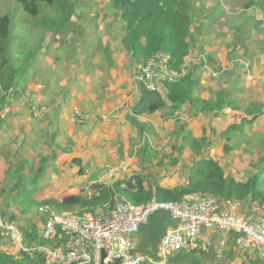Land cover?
<instances>
[{
	"label": "trees",
	"instance_id": "trees-1",
	"mask_svg": "<svg viewBox=\"0 0 264 264\" xmlns=\"http://www.w3.org/2000/svg\"><path fill=\"white\" fill-rule=\"evenodd\" d=\"M12 1L13 6L7 12L0 13V113L10 94L24 89L27 85V82H25V85L21 87L19 81L33 67V62L41 53L40 51L46 48L49 43L46 42L47 40L51 43L65 45L66 40L71 41L75 37H79L74 50L81 56L83 51L89 50V45L84 46L85 31L86 27L93 21L92 19H85L84 15H78L75 0ZM208 1L109 0V5L114 10L112 13L114 16L105 14V19L113 17L122 21L120 41L133 63L162 51L172 56L174 65H180L190 55L193 44L198 42V36L201 33L204 35L206 29L212 30L211 28L217 26V21L220 19H241L238 23L230 22L229 24L230 30L234 33V38L239 32H242L243 26L249 20V16H245L243 13L245 10H234V6L226 10L219 0H213L214 4L212 5H208ZM257 2L264 6V0H257ZM253 3L254 0L248 1L246 7ZM252 7H255V5H252ZM47 34H50L48 39ZM70 34L71 36H69ZM234 46L236 45L232 40V49ZM217 51L218 49H212L211 51L205 52L202 50V52H199V54L204 55L205 61L202 60L190 66L185 77L174 82L164 83L162 91L141 89L135 107L138 108V113L141 112L139 108L144 109L147 114L167 110L165 115L170 116L180 107L186 105L188 107V117L208 114L219 117L223 116L228 109L234 112L241 111L243 116L239 122H233L221 131V137L226 141L223 150L225 153H229L233 150L230 139L231 133L237 132L239 134L244 133L245 130L247 132L251 130L255 121L264 112V105L258 102H250L244 107L241 106V103L234 97L237 90H233L234 88L229 84L217 90H211L210 96L207 98H202L199 94L194 95V91L202 80L201 77L197 76V72L203 69L205 65L213 66L212 69L218 66ZM228 52L233 53L230 49L226 53ZM94 53L91 54L88 51L84 57H81L84 60L83 63L92 58ZM226 59L231 62L236 58L231 59L228 54ZM249 59L250 67H252L253 56H250ZM74 60H76L77 65H80L81 59L79 60V57L78 59L74 57ZM239 63L236 60L237 65H235L238 67ZM226 74L227 72L224 75ZM66 91L68 92V90ZM66 91L59 102H55L57 97H53L49 101L51 106L48 105L49 108H47L53 110L55 117H58L62 107L61 104L67 99ZM30 114L32 115L31 109ZM126 118L136 128L141 138L142 144L136 149V157L141 161L144 168L149 167L148 163L157 165L163 163L165 159L167 160L166 165L174 166L179 161L177 154L184 147L190 149L194 157L198 159L190 167L185 184L165 188L157 182L153 184L148 182L145 187V178H148L150 173L142 172L140 175H131L126 180L125 188L119 187L116 183L112 188L102 190L97 197L85 198L83 195H68L62 198L61 201L55 199L37 201L32 190L37 185L38 178L45 173L47 164L55 159L57 151L61 153L71 152L68 146L60 145L59 150H53L50 155L36 156L32 161L20 158L16 164H10L5 179L8 186L6 189L0 190V195L6 193V196H11L13 202L21 207L19 210L23 213H26V209L31 211L29 209L31 205L35 206L36 213L33 215L36 217L41 216L40 219L43 220L44 217L39 215L37 211L40 206L48 205L58 211L76 212L93 209L113 200L114 197L139 205L150 201L153 196L161 202H175L180 201L185 195L199 192L215 196L220 201L242 200L264 204V134L257 133L258 136H261L257 142V158L249 161L245 170H242L245 177L239 178L227 172L219 159L208 155L207 149L210 144L207 137L205 134L200 137L192 136L191 132L186 129L187 121L179 119L176 121L175 129L170 131L169 138L170 140L173 139V143H170L171 146L169 145L171 151L157 152L151 147L148 136L151 125L141 122L138 117L131 114L127 115ZM3 121L4 119L0 114V128ZM56 138L57 133H54L52 144L55 143ZM67 142L71 144L69 137ZM205 155L207 157H204ZM74 161L80 164V160L75 159ZM78 172H82L81 168ZM38 188L40 187L36 189L38 190ZM2 212L8 220L19 226L16 221V214L13 211ZM19 228L25 234L26 244L31 242L38 246L53 244L52 240H43L33 226L30 230H24L20 226ZM18 252L15 254L8 250H0V264H46L41 257L31 259L27 254ZM204 253L205 251L201 250L181 251L173 256L171 261L173 263L200 264L201 256ZM151 256L154 257L155 255ZM184 258L191 259V261L185 262ZM252 264H264V261L256 254Z\"/></svg>",
	"mask_w": 264,
	"mask_h": 264
},
{
	"label": "rangeland",
	"instance_id": "rangeland-1",
	"mask_svg": "<svg viewBox=\"0 0 264 264\" xmlns=\"http://www.w3.org/2000/svg\"><path fill=\"white\" fill-rule=\"evenodd\" d=\"M75 1L77 3L76 11L79 13L78 15H84L85 19L93 20L86 27L85 31L84 46L89 45V50L83 51L81 56L77 51L74 50V46L79 40V37H75L71 41L66 40L67 43L65 45L51 43L49 40H47L46 42L49 43L46 48L40 51L41 53L33 62V67L30 68L27 75H24L23 79L19 81V86H24L25 82H27V85L24 89L10 94V96L7 98V104L4 105L0 113L2 116H5L9 122L7 129H11V120L13 118L17 120L15 118L17 115H22V117H25L28 113L31 118H34L30 121L29 119L26 120V118L23 120L22 117L19 116V119L24 121V125H14L13 127L15 129L12 131L18 134L16 136L19 137L22 134L21 131L25 132L23 130L24 128L27 130L30 129V123L32 122L31 124L34 127L32 130H30L28 137L22 142L21 146L23 149L21 152H23L27 158L35 157L37 153H47L48 147L55 148L53 149L55 151L59 150L60 145L64 147L68 146V148L71 149V152L69 153L75 151L77 154L84 156V159L88 158V151L99 148L103 149L106 147L112 148L115 146L117 147L118 145H120L119 157L124 155L123 145L124 148H127L128 154L134 152V150L131 148L137 145L139 141L141 142V138L139 137L136 128L131 126L130 131L127 130V126L129 125L127 124L128 122L126 123L124 119L122 122L115 121L118 119L112 118L113 112L110 114H105L106 117H104V119L108 120L109 118L110 120L104 122V124L108 125L110 123H117L119 125L115 140L113 142H108V138L105 136L103 139L101 137H97L96 139L94 138L92 143L89 141V139L93 138L95 134H106L107 131L109 132L111 129L109 128V125H100L103 122L101 115L92 116L94 114L88 111V104L81 106L84 100H82V103H76L75 96L77 94L80 97L83 95L85 99L86 96L89 98L96 93L98 97L101 98L103 97L102 94L105 92L104 88L109 87L108 89L110 90V93L106 96L108 106H110L109 110H114V107L119 105V112H124V116L131 114L132 116H136L139 119L144 118V120H147V117H149L144 109L139 108L141 112L138 113V108L135 107L139 97V90L131 81V70L134 63L132 62L133 60L130 58L129 54L126 53L120 41L122 36V21L113 17L105 19V14L113 15L112 13L114 11L109 5V0ZM219 1L224 5L226 10H228V8L230 9L232 6L235 7L234 10H245L243 13L245 16H249V20L247 24L243 26L242 32L237 34L236 38L233 37L234 33L232 30H230L229 24L230 22H240L241 19L239 18H222L217 21V26L211 28L212 30L206 29L204 31V35L201 33V35L198 36V42L193 44L189 56H198L199 52H202V50L206 52L209 46H213L215 49H218V52L222 58L221 60L219 59L220 64L218 63V66L215 67L216 69H212L213 66H207L208 68L204 67L197 72V76H199V78L201 77L202 80L198 88L194 91V95H202V93L206 94L203 92L205 90L207 93H210L212 89L209 86L211 85L213 87L219 88L229 84L232 86V88H234L233 90H237L236 94H234V97H236L242 106H245L252 100H256L255 102L259 103L261 102L260 98L258 97L255 99L254 95H258L259 92H262L260 96L263 95L264 97V72L261 73L259 70L260 67H263L261 61H263L264 58V6L258 3L257 0H254V3L252 4L255 5V7H252V5L246 7V3L250 0H230V2L229 0ZM212 4H214V1L209 0L208 5ZM12 6V0H0V13L7 12ZM252 24H254L253 26L255 27H251ZM49 35L50 34H47V39L49 38ZM69 36H71V34ZM232 40L236 45L233 49L231 47ZM228 49L233 51V53H226ZM88 51L91 54L94 52L96 53H94L92 58L83 63L84 60L81 57H84ZM226 54L227 56L229 54L231 59H236L230 62L226 59ZM250 56H253L254 60L259 57L256 62H252V67H250L249 63ZM74 57L75 59H78V57L79 60L81 59L80 65H77ZM236 60L242 61L241 64H238V67L236 66ZM233 65L235 66L233 67ZM246 69L247 71H245ZM209 70L218 72V75L213 76ZM225 72H227L226 75H224ZM204 74H206V76H204ZM252 75L254 76L253 78H251ZM249 83H251L253 88L250 89ZM118 85L120 86L118 87ZM66 90H68V92ZM65 91L67 92L68 100L66 99L67 102L61 108L60 113H62V116L58 119L53 114V110L49 111V109L47 110L48 112L46 114H42L39 117H35L30 114V105L33 103V98H39V100L44 102V104L49 108V106H51L49 101L53 97H57L55 102H59L62 96L65 94ZM72 94H74V96ZM71 95L74 97L73 102ZM75 110H79L83 114L84 117L82 122H79L74 115ZM185 113H187V111L183 112L182 114ZM160 114L163 122L161 121L162 123H157L158 129L153 126L154 130L159 133H164L165 131L167 132V130L170 132L171 130L175 129L177 122H173L170 126H168L169 123L167 122L171 121L168 120L171 115H165L167 114V110ZM158 116L155 117V120H160V115L158 114ZM163 116H165V118ZM225 116L227 117H213L211 114L200 115L198 116L199 118L194 117L192 120L190 119V121L187 123L186 129L191 133L195 132V134H199L202 130H204L206 134L208 131L209 134L213 132L214 136L212 138L214 139L212 140L213 144L211 143V145L215 147L217 146L216 139L217 137H220V144L223 145L216 147L215 150L218 153L217 156L220 157L219 159L227 172L233 174L236 177L243 178L245 177L243 173L245 170L244 167L248 165L251 159L256 160L257 158V142L259 138H261V136H258V134H264V127L253 126L251 130H248V132L245 130L244 133H231L230 139L233 150L229 153H225L223 146L226 141L221 137V130H224L227 125L231 124L230 122L239 121L237 115H234L230 110L226 111ZM94 117H96V119H94L96 122H100V124L97 126L91 124V121H93ZM98 117L99 119L97 120ZM54 118L56 120H54ZM173 118L171 117L170 119ZM149 119L151 121L150 117ZM54 121H57L56 126H53ZM71 121H73V124ZM67 122L71 124H67ZM122 126H126L125 129H122ZM171 126L172 129L169 130ZM17 127L19 128L18 130L16 129ZM2 130H5V125L3 126ZM2 130L1 132H3ZM157 132V136L153 135L151 139L152 141H155L152 143L153 146H155L156 142H162L166 139V136L159 138L160 134H157ZM54 133H57V138L55 143L52 144ZM151 133L152 131L149 132V134ZM12 135L15 136V134ZM167 135L168 138L166 141H169L167 143L168 145L165 143L162 149H166V146L169 147L170 143H173V139L170 140L169 138L170 133ZM68 136H72L70 138L71 144L67 142ZM14 144V142L10 143V146L15 147ZM103 144H106V146H103ZM156 146H158V144H156ZM63 155L64 154H62V156ZM63 158V161H60L61 163L56 166V168L51 167V175L47 174L46 176H41L38 178L36 181L37 185L35 186L34 190H32L33 195H36V188L41 187V185V188L44 189L43 193H49L52 195L58 194L59 190L65 188V183L60 179L65 180V178L70 176L72 181H75L77 184L82 181L83 177L81 173L86 174L83 170L85 167H81L80 164H78L82 170L80 173L78 172L77 163H74L75 165H71V163L74 162L71 156L67 155ZM242 160L245 161L243 164ZM106 161H108V163H112L110 162V159H107L104 162ZM89 168L91 170L93 169L90 166ZM91 174L90 172L86 174L88 181L93 178H97L96 175L98 172H96V175ZM52 175H56V178L60 179H55ZM51 208L54 211H58L54 207ZM29 209L31 210L32 214L36 213L35 206L31 205Z\"/></svg>",
	"mask_w": 264,
	"mask_h": 264
},
{
	"label": "built area",
	"instance_id": "built-area-1",
	"mask_svg": "<svg viewBox=\"0 0 264 264\" xmlns=\"http://www.w3.org/2000/svg\"><path fill=\"white\" fill-rule=\"evenodd\" d=\"M202 60L205 61V57L199 54L174 65L169 53L156 52L133 64L131 79L139 91H162L164 83L185 77L190 66ZM209 72L218 75V72ZM32 102L33 116L47 112V106L39 98H33ZM74 115L79 122L83 121L79 110H75ZM129 170L126 160L105 163L96 170L97 178L85 182L80 194L85 198L97 197L116 183L125 188ZM84 172L87 174L90 169L85 168ZM37 211L44 217L39 225V236L52 240V245L26 244L19 226L8 220L2 211L0 237L31 259L43 258L46 264H179L173 263L171 258L181 251L209 249H213L217 258H222L229 236L238 252H256L264 261V204L261 202L220 201L215 196L194 192L175 202H161L153 196L150 201L137 205L114 197L93 209L54 211L44 205ZM160 211L176 220V226L168 228L161 236L154 258L137 253L133 241L135 234L152 214ZM204 230L218 231L220 236L214 243L201 241Z\"/></svg>",
	"mask_w": 264,
	"mask_h": 264
},
{
	"label": "crops",
	"instance_id": "crops-1",
	"mask_svg": "<svg viewBox=\"0 0 264 264\" xmlns=\"http://www.w3.org/2000/svg\"><path fill=\"white\" fill-rule=\"evenodd\" d=\"M212 49H215V48L213 46H212V48H210V46H209L207 51H211ZM221 58L222 57L220 56V53L217 51L216 52V60L218 63H219V59L221 60ZM258 59H259V57L256 60H254L253 63L256 62ZM261 63L263 64V67H260L259 70L261 73H263L264 72V58H263V61H261ZM204 76H206V74H204ZM81 77H83V76H81ZM253 77L254 76L252 75L251 78H253ZM131 81H132V79H131ZM249 84H250V89L253 88L251 86V83H249ZM119 86L120 85H118V87ZM209 87H211L212 90H217L220 88V87L219 88L213 87L212 85ZM108 88L109 87L104 88L105 92L103 94L101 93L103 96L101 98H99L96 93H95V95L90 96L89 98H87V96H86L85 99H84L83 95L81 97L78 94L75 96L76 97V103H82V100H84V102L81 104V106H85V104L89 105L88 111L91 112L92 114H94L92 116L101 115V119H103V122L101 124H100V122H96L94 120V119H96V117H94L93 121H91L92 125H95V126H97L98 124L103 125V126L109 125V128L111 129V130H109V132L107 131L106 134L105 133H103L102 135L95 134L93 136V138L89 139V141L91 143H92V140H94V138L96 139L97 137H101L103 139V138H105V136L108 138V142H110V141L113 142L117 136V128L119 125L117 123H110L108 125H105L104 122H107L108 120H110L108 118V116H107L108 120L104 119V117H106L105 114H110L113 112L112 118L118 119L115 121L122 122L124 119L125 122L126 123L128 122L127 124H129L127 126V128H128L127 130H129V131H130V127L132 126L131 123L126 118L127 115L124 116V112H119V109H120L119 105H116L114 107V110H112V109L109 110L110 106H108V101H107V97H106L110 93V90ZM203 92L206 94H203V93H202V95L200 94L202 98H207L208 96H210V93H207L206 90ZM261 93L262 92H259L258 95H254V98L257 99L259 97L260 101H261L259 103L264 105V97H263V95L260 96ZM72 95L74 96V94H72ZM72 95H71V97H72V102H73L74 97ZM67 100L61 104L62 107L67 102ZM255 101L256 100H252L250 102H255ZM7 102H8V100H6L5 104H7ZM250 102H248V103H250ZM241 106H242V104H241ZM187 108L188 107L186 105H184V106L180 107L179 110H176L175 112H173V115H171L168 119V120H171L170 122H167V123H169L168 126H170L171 123L178 121L179 119L185 120L187 122L190 121V119L192 120V118H194V117H188V112L185 114H182L183 112L187 111ZM50 110L51 109H49V111ZM263 110H264V107H263ZM70 111H71V109H70ZM226 111H225L223 116H219V117H221V118L225 117L226 118L227 117V116H225ZM230 111H232V110H230ZM162 112H163V110H160V111L154 112L153 114H148L149 117L151 118V121H150L149 117H147V120L146 119L144 120V118L139 119L141 122H146V123H149L151 125L150 131L152 130V133L151 134L148 133L151 145L153 142H155V141L151 140L152 136L153 135L157 136L156 135L157 131L154 130L153 126L156 129H158L157 123L163 122L161 119L162 118L161 114H160ZM232 112L234 115H237V118H239V120L243 116V113L241 111H237V112L232 111ZM23 113H25V112H23ZM8 114H11V113H8ZM158 114L160 115V120H155V117L158 116ZM6 116H7V114H6ZM19 116L22 117V115H17V117H15V118L18 120L20 118ZM61 116H62V113H60L58 115L57 119ZM260 116H259L260 118H258L255 121L253 126L264 127V112ZM1 117L3 119L4 118L6 119V117L2 116V114H1ZM163 117L165 118V116H163ZM171 117L172 118L174 117V118L170 119ZM25 118H26V120L29 119L30 121H31V119H34V118H31L28 115V113L26 114L25 117H22L23 120ZM197 118H199V117L197 116ZM5 119H4L3 123L5 122L4 125H5L6 131L2 130L4 125L1 127V130L3 132H1V130H0V190L6 189L8 186L5 179L7 178L6 172H7V169L9 168L10 164L11 165L16 164L20 158H22L24 160H31L32 161L35 159L36 156L50 155L52 153L53 149H55L53 147L52 148L48 147L47 153H37L35 155V157L27 158L23 154V152H21V150H23L21 148V146H22V142L28 137L30 130H32L34 127L31 124L32 122L30 123V129L27 130L26 128H24L23 130L25 132L21 131L22 134L19 136L20 137L19 138L16 136L18 134L12 132L15 129L13 126L14 125H24V121L19 119L17 122V120H15L13 118L11 120V123H12L11 129H7V127L9 126V122L7 119L6 120ZM98 119H99V117L97 118V120ZM54 120H56V119L54 118ZM56 122L57 121L53 122L54 123L53 126L57 125ZM68 122H70V121H68ZM68 122H67V124H71L73 121H71V123H68ZM20 123H23V124H20ZM230 123H233V122H230ZM168 126H167V129H168ZM125 127L122 126V129H125ZM162 128H164V127H162ZM16 129L18 130L19 128L17 127ZM113 129H115V130H113ZM171 129H172V126L169 130H171ZM153 131H155V132H153ZM59 133H60V131H59ZM158 133L159 132H157V134ZM169 133L170 132L168 130H167V132L165 131L164 133H159L160 134L159 138L166 136V139H167L168 138L167 134H169ZM12 134H15V136ZM131 134H133V133H131ZM203 134H205V136L207 137L208 142L210 144L208 149H207L208 155L210 157H215V158L219 159L220 157L217 156L218 153L216 152L215 149H216V147H220L221 145H223V144H220V137H217V139H216L217 140V146L215 147V146L211 145V143L213 144L212 140L214 139V138H212L214 136L213 132H211V134H209V131H208L206 134L204 132V130H202V131H200L199 134L198 133L195 134V132L191 133V135L194 137H200ZM124 136H126V135H124ZM68 137L71 138L72 136H68ZM166 139H165V141H162V142H156L155 146L152 145L151 147L153 148V150H156L157 152H170L171 151V147H170L171 145L169 147L166 146L165 147L166 149H162L163 145L165 143H166V145H168ZM13 142L15 143L14 144L15 147L10 146V143H13ZM106 144H103V146H106ZM141 144H142V142L139 141V143L137 145L133 146L131 149H133L134 152L131 154H128L127 148H124V145H123L124 155H122V157L120 156L121 158L119 157L120 145H118L117 147L116 146L112 147V148L106 147L103 149H101V148L93 149L92 151L87 152L88 158H85V159H84V156L77 154V152H75V151L72 153H61L60 151H57L55 159L53 161H50L47 164V169L42 176H46L47 174L51 175V167L56 168V166H58L61 163L60 161H63L62 160V159H64L63 157L68 155V156H71L73 158V161L75 159L80 160V166L81 167L84 166L85 168H89V166H90L91 168H93L92 170L89 168L90 174L92 173L91 175H96V170H100L101 167L105 163H108V161L104 162L107 159H110V162H112L111 164H114V163L121 161V160H126L130 164V170H129V172H127V177H130L133 174H139L140 175L142 172L150 173L149 177L145 178V181H144L145 187L147 186L148 182L152 183V184L157 182L158 184H160L162 187H165V188H173L177 185H182V184L186 183L188 171H189L190 167L194 164L196 159H198L197 157H194V155L192 154V152L190 151V149L188 147H184L177 154L179 157V161L174 166H170L168 164L166 165L165 162H167V160L165 159L164 162L161 164L150 165V163H148L149 167L147 166V168H144V166L141 165V161L139 159H137V157H136V149L138 147H140ZM156 144H158V146H156ZM12 153H14V154H12ZM62 154H64V155L62 156ZM60 156H62V157H60ZM81 157H83V158H81ZM204 157H207V155H205ZM219 161H220V159H219ZM244 162L245 161L242 160V164ZM74 163H76V162L74 161L73 163H71V165H75ZM77 166H78V164H77ZM80 166H78V170L80 169ZM85 168L83 170H85ZM81 175H82L83 179L79 184H77L75 181H72L71 176L68 178H65V180H64V179L56 178V175L55 176L52 175L53 178L62 180L65 183V188L59 190L58 194L52 195L49 193H43L44 189L41 188L42 187V185H41V187L38 188V190H36V192H35L36 195L34 194L33 196L36 198L37 201L42 200V199L43 200L44 199L45 200L46 199H55L57 201H61L62 198H64L65 196H68V195H81L80 194L81 189L85 185V182L88 181L86 174L81 173ZM13 201H14L13 198H11V196H6V193L0 195V211H9V210L13 211L16 214V218H17L16 221L22 229H24V230L29 229L30 230L33 226L34 228H36V232L39 235V225L43 221V219H40L41 216L36 217L35 215H33L31 213V211H28V209H26L27 210L26 213L21 212L19 210V209H21V207L19 205H17L16 203H14ZM7 203H9V204H7ZM176 224H177L176 220H173L170 217V215L165 211H160V212H157L155 214H152L150 216L148 222L146 224L141 225L137 234H135V236L133 238V241L135 244V251L137 253L145 255L147 257L154 258L155 256L152 257L151 255H153V254L156 255V250H157L158 243H159L161 236L165 233V231L168 228H173L176 226ZM23 235H25V234H23ZM219 236H220V232H218V231L204 230L203 233L201 234L200 239H201V241H211L214 243L219 238ZM28 244L33 245L35 243L31 242ZM0 250H8L11 253H15V254L19 253L18 250L16 248H14L7 239H2L1 237H0ZM255 255H256V252H253V251L238 252L235 249L233 242H232V239L229 236L228 240L226 242V246L223 250L222 258H217L215 256L213 249H209L208 251H205V253L201 256L202 258H201L200 264H252V262L254 261ZM189 260L191 261V259H185V262H188ZM179 264H185V263L181 262Z\"/></svg>",
	"mask_w": 264,
	"mask_h": 264
},
{
	"label": "clouds",
	"instance_id": "clouds-1",
	"mask_svg": "<svg viewBox=\"0 0 264 264\" xmlns=\"http://www.w3.org/2000/svg\"><path fill=\"white\" fill-rule=\"evenodd\" d=\"M240 63H242V61L241 60H238ZM245 71H247V69L245 70Z\"/></svg>",
	"mask_w": 264,
	"mask_h": 264
}]
</instances>
